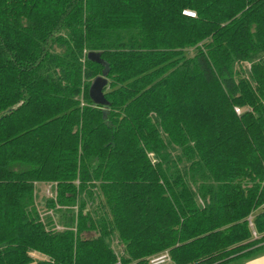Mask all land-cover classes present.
I'll return each mask as SVG.
<instances>
[{
    "label": "trees",
    "instance_id": "16d2710c",
    "mask_svg": "<svg viewBox=\"0 0 264 264\" xmlns=\"http://www.w3.org/2000/svg\"><path fill=\"white\" fill-rule=\"evenodd\" d=\"M164 250L264 252V0H0V264Z\"/></svg>",
    "mask_w": 264,
    "mask_h": 264
},
{
    "label": "water",
    "instance_id": "95a60500",
    "mask_svg": "<svg viewBox=\"0 0 264 264\" xmlns=\"http://www.w3.org/2000/svg\"><path fill=\"white\" fill-rule=\"evenodd\" d=\"M87 58L90 61H94L97 63H104V61L101 59L100 54L98 52H88ZM106 72L107 70L104 69L103 73L101 75H98L93 79L91 82L89 88H88V95L90 99L93 101L96 105H107L108 102L104 96L103 89L106 87L108 81L106 78Z\"/></svg>",
    "mask_w": 264,
    "mask_h": 264
},
{
    "label": "rangeland",
    "instance_id": "374dc122",
    "mask_svg": "<svg viewBox=\"0 0 264 264\" xmlns=\"http://www.w3.org/2000/svg\"><path fill=\"white\" fill-rule=\"evenodd\" d=\"M36 193H37L36 204H37L41 218H44L47 214L51 215V217H52L53 214L51 213L50 210H47V208L45 206V199L53 196V193H54L52 190L51 184L50 183H37L36 184ZM54 219L55 218H53V220ZM55 223H56V221H55ZM55 228H61V226H59L57 224L55 226ZM115 246H116V244H115ZM118 249H120V247ZM32 254H33L34 258H37V259H40L42 257L43 258L46 257L43 253L38 252V251H34ZM168 254L170 256L169 251H168ZM228 264H236V263L230 262Z\"/></svg>",
    "mask_w": 264,
    "mask_h": 264
},
{
    "label": "built area",
    "instance_id": "2783aa9c",
    "mask_svg": "<svg viewBox=\"0 0 264 264\" xmlns=\"http://www.w3.org/2000/svg\"><path fill=\"white\" fill-rule=\"evenodd\" d=\"M183 13L188 16H195V13L189 10H184ZM236 111H239L236 109ZM248 223L249 226L252 228V221L251 216L248 217ZM253 235L256 237V233L253 231ZM116 264H121L120 261H118ZM146 264H174L171 257L168 254L167 250L161 251L157 254H154L148 258V261Z\"/></svg>",
    "mask_w": 264,
    "mask_h": 264
},
{
    "label": "crops",
    "instance_id": "0c3cea01",
    "mask_svg": "<svg viewBox=\"0 0 264 264\" xmlns=\"http://www.w3.org/2000/svg\"><path fill=\"white\" fill-rule=\"evenodd\" d=\"M238 264H264V252L259 253L252 259L239 262Z\"/></svg>",
    "mask_w": 264,
    "mask_h": 264
}]
</instances>
